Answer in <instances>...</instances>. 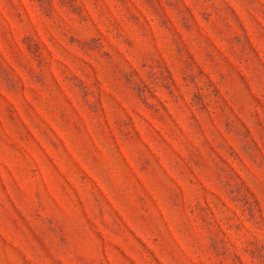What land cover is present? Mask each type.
Here are the masks:
<instances>
[{
  "label": "rangeland",
  "instance_id": "1",
  "mask_svg": "<svg viewBox=\"0 0 264 264\" xmlns=\"http://www.w3.org/2000/svg\"><path fill=\"white\" fill-rule=\"evenodd\" d=\"M0 264H264V0H0Z\"/></svg>",
  "mask_w": 264,
  "mask_h": 264
}]
</instances>
